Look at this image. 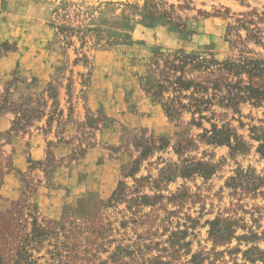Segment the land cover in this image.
<instances>
[{
	"label": "rangeland",
	"instance_id": "rangeland-1",
	"mask_svg": "<svg viewBox=\"0 0 264 264\" xmlns=\"http://www.w3.org/2000/svg\"><path fill=\"white\" fill-rule=\"evenodd\" d=\"M137 74L164 130L115 123L112 193L77 190L45 214L36 198L57 190L59 155L78 161L113 119L89 108L77 125L74 99ZM0 115V264H264V0H0ZM37 129L44 160L17 171L11 200L1 142ZM218 219L230 240L211 237Z\"/></svg>",
	"mask_w": 264,
	"mask_h": 264
},
{
	"label": "crops",
	"instance_id": "crops-1",
	"mask_svg": "<svg viewBox=\"0 0 264 264\" xmlns=\"http://www.w3.org/2000/svg\"><path fill=\"white\" fill-rule=\"evenodd\" d=\"M108 55H110L109 51L95 54L98 67L101 64L104 65L103 59L107 58ZM103 65L101 66L103 67ZM140 76V74L129 75L128 79L125 78L126 81L122 80L123 84L121 83L122 87L119 90H116L115 86L106 93L101 91V93H97L99 90L92 89L93 93L88 94L85 99L79 100L76 96L74 99L76 115H73L77 125L85 121L86 112L89 108L93 112H97L103 107L102 109L109 112L108 114L113 119L110 123L105 122L96 130V137L92 139L93 145L86 150L78 161H73L72 164L70 161L67 162L65 158L71 154L70 151L59 155L60 158L64 159L55 167L56 173H54L53 181L57 190L48 193L42 188L36 198V202L40 208H43L45 214L55 216L60 212L63 203L72 200L78 194L77 190L82 191L83 194L94 190L95 194L104 196L112 193L120 179L121 168L118 156L112 153L113 148H118L121 145V134L115 123L118 125L133 123L132 126L134 127L150 128L153 132L164 130L167 121L163 109L160 105L152 102L142 89ZM11 119L9 115H0V134L11 129ZM70 138L71 136H67L64 141L70 140ZM54 139L57 140L55 136ZM45 146V137L38 129L34 135H24L23 137L18 135L10 143L1 142V149L10 151L14 168L17 169L5 174L1 189L2 194L11 200L18 199L20 192L18 185L15 184V174L18 173L17 171L26 173L32 163L42 162L45 157ZM59 171L64 176H61ZM56 175L61 177L57 178ZM43 184L40 186L43 187Z\"/></svg>",
	"mask_w": 264,
	"mask_h": 264
},
{
	"label": "trees",
	"instance_id": "trees-1",
	"mask_svg": "<svg viewBox=\"0 0 264 264\" xmlns=\"http://www.w3.org/2000/svg\"><path fill=\"white\" fill-rule=\"evenodd\" d=\"M187 58H190V57H184L183 60H186ZM183 60H182V62H183ZM176 84H178L180 86V88L186 89V87H187V85L185 83L180 82V79L176 82ZM163 107L165 109L166 114L169 117L171 111L169 110L167 105L164 104ZM228 139H230L229 135L226 136V135H224L223 132L217 131L216 129H214L213 135L208 138L209 141H212L213 143H217V144H229ZM116 194L117 193L115 192L113 196H115ZM112 199H113V197H112ZM233 234H234L233 225L227 221H222V220L218 219V220L212 222L210 225V235L216 243H218L220 241L224 242V241L230 240L233 237ZM196 258L197 257H194V262H195V264H198L196 262Z\"/></svg>",
	"mask_w": 264,
	"mask_h": 264
}]
</instances>
